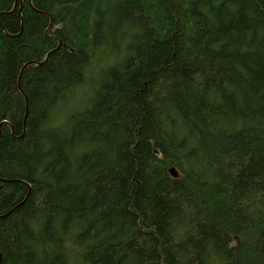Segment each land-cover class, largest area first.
Here are the masks:
<instances>
[{
    "label": "trees",
    "instance_id": "trees-1",
    "mask_svg": "<svg viewBox=\"0 0 264 264\" xmlns=\"http://www.w3.org/2000/svg\"><path fill=\"white\" fill-rule=\"evenodd\" d=\"M0 264H264V0H0Z\"/></svg>",
    "mask_w": 264,
    "mask_h": 264
},
{
    "label": "rangeland",
    "instance_id": "rangeland-1",
    "mask_svg": "<svg viewBox=\"0 0 264 264\" xmlns=\"http://www.w3.org/2000/svg\"><path fill=\"white\" fill-rule=\"evenodd\" d=\"M61 45H62V44H59L58 48H59ZM58 48H57V49H58ZM55 52H56V50H55V51H51V52H49V53L46 55L45 60L43 61V63H46V62L49 60L50 55H52V54L55 53Z\"/></svg>",
    "mask_w": 264,
    "mask_h": 264
},
{
    "label": "bare ground",
    "instance_id": "bare-ground-1",
    "mask_svg": "<svg viewBox=\"0 0 264 264\" xmlns=\"http://www.w3.org/2000/svg\"><path fill=\"white\" fill-rule=\"evenodd\" d=\"M173 174H174V172H173Z\"/></svg>",
    "mask_w": 264,
    "mask_h": 264
}]
</instances>
